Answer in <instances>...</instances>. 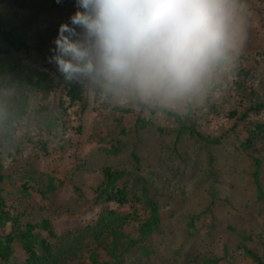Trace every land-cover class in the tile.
<instances>
[{
  "label": "trees",
  "instance_id": "obj_1",
  "mask_svg": "<svg viewBox=\"0 0 264 264\" xmlns=\"http://www.w3.org/2000/svg\"><path fill=\"white\" fill-rule=\"evenodd\" d=\"M240 2V54L175 109L65 79L0 10V264H264V0Z\"/></svg>",
  "mask_w": 264,
  "mask_h": 264
},
{
  "label": "clouds",
  "instance_id": "obj_2",
  "mask_svg": "<svg viewBox=\"0 0 264 264\" xmlns=\"http://www.w3.org/2000/svg\"><path fill=\"white\" fill-rule=\"evenodd\" d=\"M61 0H56L60 3ZM55 55L65 79L161 108L201 97L246 40L240 0H75Z\"/></svg>",
  "mask_w": 264,
  "mask_h": 264
},
{
  "label": "rangeland",
  "instance_id": "obj_3",
  "mask_svg": "<svg viewBox=\"0 0 264 264\" xmlns=\"http://www.w3.org/2000/svg\"><path fill=\"white\" fill-rule=\"evenodd\" d=\"M54 0H34L28 3L25 8L20 7L18 0H0V10L11 12L23 21L24 26H30L32 31L30 36L32 39L53 37L56 39L58 35L59 25L63 23L64 18L67 17L69 7L63 2L58 6V12L50 9ZM45 6L48 10H44ZM35 12H39L35 15ZM52 39V38H51ZM28 63L37 62L34 53L26 56Z\"/></svg>",
  "mask_w": 264,
  "mask_h": 264
}]
</instances>
